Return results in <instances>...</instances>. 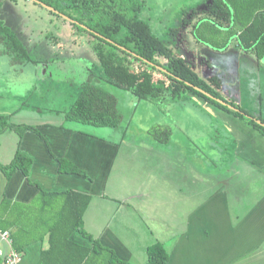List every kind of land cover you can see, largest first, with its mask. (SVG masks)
<instances>
[{
    "label": "rangeland",
    "instance_id": "1",
    "mask_svg": "<svg viewBox=\"0 0 264 264\" xmlns=\"http://www.w3.org/2000/svg\"><path fill=\"white\" fill-rule=\"evenodd\" d=\"M0 1L2 3L0 20L16 32L28 49L31 58V61L25 65L16 64L0 42V115H9L12 124L38 126L49 142L48 144L43 136L52 155L53 152L56 154V149H63L58 141L64 138L57 136L63 133L60 128L64 127L59 126L50 130L48 126H43L45 122L53 123L55 126L64 123L91 137L108 141L118 149L127 148L123 150L122 160L119 159L120 153L116 161H109V157L108 160L105 158V162H109L106 163L107 168L102 169V173L99 174V170L95 168V182L100 187L96 184L98 188L95 187L94 190L98 191L100 196L91 200L93 204L88 212L90 214L88 225L92 223L90 217H99L92 228L94 233L96 228L103 224L104 219L106 221L114 213L115 200L123 201L124 199L127 201L124 207L134 212L127 220L135 222L137 226L138 223L145 226L148 234L155 238L154 241L164 242L168 250H172V243L177 239L182 237V240L189 239L186 237L187 216L199 212L203 220L205 213L213 210L209 203L217 197L216 182L226 178V175H223L225 170L235 162L237 145H234V134L223 125L219 117L213 115L198 101L182 100L181 102L185 101V103L178 107L180 102L176 105L170 97L159 102L138 99L132 93L106 81L96 54L90 47L99 40L83 25L72 22L73 20L66 16L58 15V12H53L51 7L41 5L34 0ZM144 1L142 17L150 22L161 37L162 43L165 44L164 40L171 34L168 27L173 28L179 23L174 20L179 13V8L183 9L191 5V2L202 0ZM259 1L229 0L234 14L232 30L244 29L255 9L254 5ZM185 14L183 13L182 16ZM207 15L211 16L209 9L194 11L193 14L185 15L187 16L185 22L187 24L196 17L200 19ZM179 20H182L180 15ZM203 21H210V19ZM210 35L213 36V33ZM229 35L228 32L224 35L220 32L218 37L217 35L214 37L221 40L214 41L213 38L206 40L212 44L214 42L216 45L224 46ZM209 48L213 47L209 46ZM231 50L233 46L224 54L231 63L227 68L231 77L227 84L225 80L218 78L221 82L218 86L220 88L222 84L227 88V85L229 87L232 85L233 88L229 91L231 94L227 93L230 100H234L236 105L238 104L244 111L253 115L252 118L259 116L264 120V62L261 61L257 69L252 61L244 62L239 52H231ZM122 56L131 60L130 56ZM252 60L255 59L252 58ZM166 62L167 60L163 57L160 59L161 65H165ZM247 70L254 74L248 73ZM91 74L96 79L95 85L104 88L117 98L118 109L122 115L119 127H94L66 121V112L69 111L79 89L87 82ZM190 98L195 97L190 96ZM219 110L225 111L221 108ZM243 122L244 126L247 125L245 121ZM158 126L172 130L169 145H162L149 133L151 129ZM26 135L31 137L28 140L23 139L17 131L13 129L2 131L0 126V163H9L17 152L36 153L38 156L46 154V143L41 141L40 137L30 133ZM248 140L255 150H260L259 137L254 135ZM97 146L98 144H95V148ZM42 166L40 168H43ZM40 168L32 169L31 167L29 174L33 177L38 176L44 182L48 181ZM47 171L53 177L57 171V164L52 162L48 165ZM18 173L21 171L17 170L15 175ZM0 175L8 180L3 172H0ZM98 176L101 178H97ZM33 177L29 180H33ZM20 179L21 174L16 178L17 183ZM26 180L28 182V178ZM30 185L33 186V184ZM226 189L228 188L223 190ZM245 189L248 198L245 196L244 199L247 200V204L241 207L232 206L230 212L235 215L241 216L248 211L250 204H257V197L261 198L260 194L264 191V186L260 185L258 179H253L249 180ZM230 191L229 188V193ZM208 198L211 201L203 206L202 201ZM251 208L254 207L251 206ZM118 218H120L118 220H125L122 216ZM215 219L216 217L208 218L212 225ZM126 221L125 225H122L123 229L126 228ZM191 225L194 226V222ZM222 229L223 227L219 228V231L223 234ZM186 246L190 247V244ZM221 246L223 249H220V254L215 253V255L219 254L220 258L224 259L227 256L226 246L224 243ZM213 253L214 251L210 254ZM169 255L175 257L172 252Z\"/></svg>",
    "mask_w": 264,
    "mask_h": 264
},
{
    "label": "trees",
    "instance_id": "2",
    "mask_svg": "<svg viewBox=\"0 0 264 264\" xmlns=\"http://www.w3.org/2000/svg\"><path fill=\"white\" fill-rule=\"evenodd\" d=\"M51 7L58 15L66 16L72 22L83 25L99 42L90 46L99 62L103 78L138 99L152 102L171 98L179 103L187 97H197L211 103L235 117L251 124L264 136V120L259 116L252 118L235 101L224 97L213 84H207L192 70L182 53L172 51L162 43L154 32L150 22L142 17L144 0H35ZM227 2V1H226ZM225 0H212L210 13L215 19H224L230 23V35L224 44L226 47L235 37L238 47L253 54L264 62V0L254 5V11L244 29L234 31V14ZM2 3L0 1V7ZM68 19V20H69ZM0 42L12 61L25 65L31 61L29 51L16 32L0 20ZM217 48V46L214 45ZM118 51V52H117ZM122 55L130 56L131 60ZM167 60L165 65L160 59ZM135 66V67H134ZM95 77L90 75L79 89L77 97L66 112V121H74L94 127L117 128L122 121L117 98L104 88L94 84ZM199 88L203 92L195 89ZM210 95V97H209ZM1 130L13 129L21 138L26 132H33L42 139L38 126L30 124H12L9 115H0ZM64 123L60 125L63 127ZM155 127L149 133L162 145L171 141L172 130L168 127ZM55 157V156H54ZM61 173L85 174L73 162L63 157H55ZM33 165L31 157L17 152L9 163H0V172L10 180L17 170L28 178ZM38 186V185H37ZM39 187V186H38ZM92 196L73 189L45 191L39 187V193L29 204L3 200L0 215H16L8 220L13 248L20 252L28 243L48 240V247L41 251L38 264H135L120 259L115 251L103 245L87 232L84 226V214L90 206ZM11 217V216H10ZM80 233L92 242L91 247L77 244L71 236ZM148 260L143 264H167L169 254L161 241L147 248Z\"/></svg>",
    "mask_w": 264,
    "mask_h": 264
},
{
    "label": "crops",
    "instance_id": "3",
    "mask_svg": "<svg viewBox=\"0 0 264 264\" xmlns=\"http://www.w3.org/2000/svg\"><path fill=\"white\" fill-rule=\"evenodd\" d=\"M225 2L229 8V0H225ZM211 3L212 0H202L201 2L195 1L193 3L191 2V5L185 6L183 9L179 8V13L174 17V20L179 23L173 28L167 26L171 34L169 38L164 40V42L172 51L182 53L185 56L187 62L191 64L192 70L195 71L200 79L207 84H213L216 88L217 83H215L214 80H217L218 82L219 78L220 80H225L227 84L231 77V74H229L228 71L229 69H227L231 63L228 62L229 58L224 57V54L229 51L231 46H233L231 52H239L241 59L244 62L252 61L257 69H259L261 61L259 62L253 54L247 55L250 53L246 54V52L242 51L238 47L235 37L230 39L226 47L216 45L213 42L217 48L214 47L210 41L206 40L209 38H213L214 41L221 40L217 39L220 32H223L224 35L226 32L229 33L228 30L231 31V25L229 22L224 19H215L212 13L211 16H203L200 19L196 17L188 21L186 24V14H193L194 11L210 10ZM183 13L186 14L182 16ZM179 15L182 17L181 21L179 20ZM204 19H210V21H203ZM238 31L239 30H237V32ZM154 32L159 36L155 29ZM212 33L213 36L210 35ZM214 35H217V37L215 38ZM209 46L213 48H209ZM252 58L255 59L256 62L255 60L253 61ZM247 71L248 73H252L249 70ZM219 83L221 82L219 81ZM230 86L231 87L227 85V88H225L221 84L219 89L220 93H223L224 95L226 94L225 97L227 98H229L227 93L231 94L229 91L233 88L232 85ZM187 98L185 100L191 102L198 101L213 115L219 117L223 125L234 134V145H237L235 154L236 159L235 162L225 170L223 175H226V178L222 179V181L216 182L218 190H216L215 195L217 197L209 203L213 210L207 211L203 220H201L199 212H195L193 215H188V231L186 237L189 239L182 240L183 237L179 240L177 239L172 243V250H168V247H165L168 254H171L172 252L175 255V257L169 255V261L167 264H264V191L260 194L261 198L260 196L257 197V204H250L248 211L245 214L239 216L230 212L232 206L241 207V205L247 204V200L244 198L245 196L248 198L245 187L249 184V180L258 179L260 185L264 186V136L251 124L246 122L248 126H244L242 119L239 120L238 117L231 116L226 111L223 112L222 110H219V107L205 102L201 98ZM166 99L167 98H164L163 100ZM181 101L180 105L176 103L178 107H181V105L185 103V101ZM43 126H48L50 130H54L60 125L55 126L53 123L45 122ZM63 127L68 129L60 128L63 130V133L60 136H57L61 139L64 138L63 140L58 141V143H61L63 149H56V154H54L53 149L50 146L53 155L57 158L63 157L73 162L79 168L84 170L85 174L61 173L58 169V161L52 154H50L48 145L44 139L36 133L28 131L26 133L37 135L40 137L41 141L46 143V154H40V156L36 155V153L30 154L26 152L24 154L32 158V169L34 167L40 168V166L43 165V168L40 169L43 170L44 175H46L47 178L46 180L48 181L44 182L38 176L33 177V175L30 174L29 179L33 177V180L31 181L45 191L73 189L77 192L91 195L93 200V198L100 196L99 192L94 190L97 185L100 187V185L95 182V168L97 167L99 174L102 173V169L107 168L106 163L110 160L116 161L119 153V159L122 160L123 150H126L127 148L118 149L114 144L108 143V141L103 139L91 137L75 127H68L65 124ZM39 131L43 135L40 129ZM26 133L24 134L23 139L26 138V140H28L31 136L26 135ZM254 135L260 138V150H255L249 143L248 139H251ZM44 138L46 139L45 136ZM24 144H26V142H24ZM95 144H98L96 148ZM91 147H94L95 149H92ZM233 148L235 149V147ZM119 150H121V152ZM97 157H99L98 160H96ZM108 157L110 158L109 161L105 162V158L108 160ZM52 162H55V165L57 164V171L53 177H51L50 172L47 171L48 165ZM45 165L46 168L44 169ZM20 174L21 179L17 183L16 178L19 177ZM97 178H101V176H98ZM43 179L45 180V176H43ZM26 181V177L22 172L17 175L14 174L9 181L6 180L3 175H0V205L3 200L12 203L16 202L21 205L31 203L39 193V188L30 185ZM224 188L228 189L223 190ZM229 188L231 190L230 193ZM227 192L229 195H227ZM115 201L116 203L114 202L115 204L113 206L114 213H112L111 217L107 218L106 221L104 219L103 224L99 228H96L97 230L95 233L92 228H94V222L98 221L99 217H90L92 223L91 225H88V215H90L88 212L90 206L93 204L91 201L90 206L84 214L85 229L103 245L113 249L120 259L135 264L146 263L148 260L147 248L152 243L156 242L154 241L155 238H153V235L148 234V230L145 229V226L143 227L141 224L139 225V223L137 226L135 222L127 220V218L134 213L131 209H126L124 207L125 202L127 201L124 199L123 201L119 199H116ZM208 201L211 200L208 198L202 201L201 204L203 206L208 205ZM251 206L254 208H251ZM218 213H220L219 216H217ZM15 216L16 215L12 214L11 211L0 215V233L8 232L11 240L10 228H5L4 230V227L8 225V220ZM119 216H122L125 220H118L120 219L118 218ZM215 217L216 219L212 221V225L208 218L211 219ZM125 221L127 229H123L122 227V225H125ZM192 222H194V226L191 225ZM221 227H223L222 230H224L223 234L219 231V228ZM71 240L86 247H91L92 245L90 240L86 239L78 232H75L71 236ZM185 241L187 244H190V247L186 246L187 244ZM222 243L226 246L225 248L227 252V256L224 259L219 256V251L223 249L222 246L220 247ZM47 247V238L42 241L28 243L20 252L17 251L22 256V260L18 264H38L41 251ZM12 249L16 251L13 248V242ZM10 250L11 248L9 244L0 236V264H5L6 257L10 253ZM213 251L214 253L211 255L210 253ZM215 253L219 254L215 255ZM209 255L210 257H208Z\"/></svg>",
    "mask_w": 264,
    "mask_h": 264
},
{
    "label": "built area",
    "instance_id": "4",
    "mask_svg": "<svg viewBox=\"0 0 264 264\" xmlns=\"http://www.w3.org/2000/svg\"><path fill=\"white\" fill-rule=\"evenodd\" d=\"M0 236L9 244L11 248L10 253L6 257L5 264H18L22 260V256L20 255V253L12 249V240L10 238V234L8 232H2L0 233Z\"/></svg>",
    "mask_w": 264,
    "mask_h": 264
},
{
    "label": "water",
    "instance_id": "5",
    "mask_svg": "<svg viewBox=\"0 0 264 264\" xmlns=\"http://www.w3.org/2000/svg\"><path fill=\"white\" fill-rule=\"evenodd\" d=\"M34 1H35V0H34ZM51 10H52V11H55L54 9H51ZM195 89L199 90L198 88H195ZM200 92H203V91L200 90ZM203 93H204V92H203Z\"/></svg>",
    "mask_w": 264,
    "mask_h": 264
},
{
    "label": "flooded vegetation",
    "instance_id": "6",
    "mask_svg": "<svg viewBox=\"0 0 264 264\" xmlns=\"http://www.w3.org/2000/svg\"><path fill=\"white\" fill-rule=\"evenodd\" d=\"M199 89V88H198ZM200 91V90H199ZM202 91V90H201ZM205 93V92H204ZM209 97H210V95H209Z\"/></svg>",
    "mask_w": 264,
    "mask_h": 264
}]
</instances>
